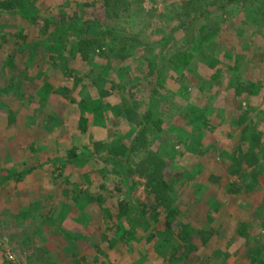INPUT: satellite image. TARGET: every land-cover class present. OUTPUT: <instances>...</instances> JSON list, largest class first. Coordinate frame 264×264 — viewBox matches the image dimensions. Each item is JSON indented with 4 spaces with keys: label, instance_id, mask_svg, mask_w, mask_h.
Listing matches in <instances>:
<instances>
[{
    "label": "rangeland",
    "instance_id": "rangeland-1",
    "mask_svg": "<svg viewBox=\"0 0 264 264\" xmlns=\"http://www.w3.org/2000/svg\"><path fill=\"white\" fill-rule=\"evenodd\" d=\"M130 1L131 4L127 5L122 0L124 10L113 15V19L117 23L122 21V28L128 32L143 27L147 22L151 24L149 34L141 35L142 40L152 46L151 59L165 50V45L173 41L175 44L169 55L173 63L168 65L164 61L168 66L160 67L166 78L164 86L169 92L158 99L160 103L157 100L149 104L141 100V93H137L139 97L136 111L143 112L148 108L157 114L152 124L154 130L158 131L153 147H159L170 162L173 178L170 181L174 186L173 200L176 206L175 221L172 224L183 222L194 226L191 237L198 247L197 252L188 258L166 263V259H159L153 249L143 243L144 237L140 238V235L137 241H132L127 246L117 243L111 250L106 248V252L98 250L94 246L95 243L99 244L100 238L94 232L103 224V214L97 203L84 199L74 200L68 191L56 194L48 180L47 168L26 175L22 180L11 179L10 175L15 170L27 167L29 162L16 150L10 149V143L17 140L31 143L35 136H41L47 139L46 152L55 156H60L68 146L69 141L65 142V138L61 137L65 133V126L61 121L57 120L61 126L59 133L46 129L49 116L56 115L54 100L58 102L59 99L50 93V97L48 95L45 99L42 98L44 103H40V98L38 101L34 96V87L38 85L34 79L39 80L44 76L46 84L52 90L61 80L71 82V77L65 76L63 70L75 63L80 64V61L78 56L68 55L62 45L64 40L68 41L69 27L66 24L55 39L51 40L48 34L38 38L35 27L29 29L19 23L27 31L22 39L8 34L16 33L19 26L15 20L2 16L0 264H200L201 258L198 260L197 256L203 257L205 254L212 255L210 264H248L245 254L240 252L244 242L243 233L249 231L257 237L264 236V146L260 154L262 170L259 175V191L249 195H232L224 189L228 150L241 138L240 129L245 124L261 129L264 144V0L231 2L226 7V15L221 11L209 14L208 18L214 20V24L204 19L194 21L192 41H189L187 32H182L177 27L181 17H175L169 12L170 5L178 6L179 0ZM30 2L31 0H24L26 4ZM88 2L97 0H36L41 12L52 14L58 11L70 14L73 9L82 13ZM103 14L104 11L101 15L105 17ZM190 18L191 16L184 19ZM110 20L108 19L109 22ZM119 31L122 32L123 29ZM141 47L137 46V49ZM9 55L14 63L12 68L2 62ZM129 56V61L137 59L133 63L141 64L136 52ZM38 58L42 61L41 65L37 63ZM107 60L110 65L118 62L116 58ZM129 61L126 58L122 65ZM25 62L34 64L26 75L16 67ZM134 64L129 65V69H133L135 73ZM82 66L78 72H90L94 76V82L87 86L82 80L72 87V94L76 93L78 97H95L98 85L110 84L113 78L122 76L114 70H103L101 61L93 63L90 60L87 66ZM137 76L130 77L136 79ZM236 82L247 87L240 94H236L232 88ZM117 92L114 91L107 99L117 102L121 97ZM128 99L127 103L131 101ZM60 104L65 113L78 112L73 103ZM8 110H12L16 117L13 128L9 129L4 127ZM201 111L203 118L196 119L195 116ZM244 111L247 112L245 122L237 126V118ZM179 113L182 115L178 117ZM205 120L207 125L204 124ZM108 123L112 125L115 120L110 116ZM118 127L121 132L117 136L125 139L131 127L123 123ZM36 128L43 131L34 132ZM71 142L80 148V152L91 147L90 138H73ZM93 165L89 163L68 167L71 171L77 168L79 177H82L84 173L92 172ZM111 168L112 166L104 165L99 175L88 174L93 182H99L97 178L104 176L106 189L101 193L104 198L101 207L111 205L115 209V202L125 196L126 192L131 199L141 200L146 196L143 178L133 176L124 186L117 182L119 176ZM209 173L218 179L208 178ZM162 212L159 214L160 220ZM103 226L106 227V224ZM82 255L84 258H80Z\"/></svg>",
    "mask_w": 264,
    "mask_h": 264
},
{
    "label": "trees",
    "instance_id": "trees-1",
    "mask_svg": "<svg viewBox=\"0 0 264 264\" xmlns=\"http://www.w3.org/2000/svg\"><path fill=\"white\" fill-rule=\"evenodd\" d=\"M125 1L127 5L131 4L130 0ZM234 1L237 0H179L178 6L170 5L169 12L173 13L175 17H181L177 27L182 32H187L189 41H192L191 33L194 21L204 19L208 23L214 24V20L208 18L209 14L214 11H221L226 15V7ZM121 2L122 0H97V2L85 3V10L82 13L73 9L70 14L63 11L52 14L46 11L41 12L36 0H31L27 4L24 3V0H0V17L8 16L15 20L19 26L16 33L9 32V35L12 37L16 35L17 38L24 39L25 36L23 35L27 31H24L26 27L19 24L22 23L29 29L35 27L38 38L48 34L51 40H54L56 35L61 32L60 29L66 24V27H69L68 41L64 40L62 45L68 55L78 56L80 61V64L75 63L72 67L68 68V66V69L63 70L65 76L71 77V82L61 80L60 84L50 90L43 76L39 80L34 79L38 85L34 87L36 91L34 88V90L32 89L38 101L40 98V103H44V97L48 95L50 97V93L59 99L58 102L54 100L56 115L49 116V124L46 129L54 131L53 133H59L61 126L58 121H61L65 126V133H62L61 137L65 138V142L69 141L70 146L68 144L60 156H55L46 152L47 139L44 137L35 136L34 140L31 139V143L27 140L14 141L10 143L12 145L10 149L16 150L21 157L28 159L29 165L15 170L10 176L13 180H22L26 175L34 174L35 171L49 169L48 180H50L56 194L68 191L74 200L84 199L99 205L103 214L101 220L103 224L94 232L100 238H98L99 244L95 243L94 248L103 249L106 252L107 249L111 250L116 247L115 244L117 243L127 246L132 241H137L139 237H144L143 243L148 244L159 259H166V263H171L174 259H185L197 252L198 247L196 243H193L191 237L194 226L183 222L172 224L175 221L176 206L173 200L174 186L173 182L170 181L173 179L171 178L170 162L167 156L160 152L159 147H153L158 131L154 130L152 124L157 114L148 108L143 112L136 111L138 107L136 101L139 97L137 93H141V100H145L149 104L156 102L163 94L169 92L164 86L166 78L163 76L160 67L166 65L164 61L168 62V65L173 63V59L169 55L173 51L170 49H173L175 44L173 41L165 45V50L158 52L156 58L151 59L152 46L146 44L141 36L142 34H149L148 29L151 24L147 22L143 27L130 32L122 28V21L117 23L113 19V15L124 10ZM103 11L105 17L101 15ZM190 16V20L184 19ZM108 19H111L110 22ZM119 29H123V31L120 32ZM137 46L142 47L137 49ZM168 50L170 52L166 54ZM133 52L138 54L140 65L134 64L138 61L137 59L129 61V55ZM111 58H116L118 62L110 65V61L107 59ZM126 58L129 61L128 65H122ZM37 60H39L37 63L41 65L42 61L39 58ZM90 60L93 63L101 61L103 62V67H101L103 70H114L115 73L122 76L119 78L116 76L110 84L98 85L95 90V97L90 95L78 97L76 93L72 94V87L78 85L82 80L87 86L94 82V76L90 72H78L82 64L87 66ZM2 62L3 65L14 67L11 55ZM133 64L135 73L132 71L133 69H129L131 68L129 65ZM31 66L34 64L29 65L25 62L16 67L26 75ZM132 75L138 76L133 79L130 77ZM232 88L236 94H240L242 89L247 87L236 82ZM114 91H118L117 95L121 97L113 103L107 98L112 96ZM126 97L131 101L127 103L128 98L126 99ZM159 101L158 103H160ZM60 103H73L78 112L65 113ZM191 112H195V110H191ZM181 115L182 113L177 114L178 117ZM246 115L247 112L244 111L238 116L237 126L245 122ZM110 116L115 120L112 125L108 123ZM195 118L201 120L203 112L201 111ZM4 119V127L13 128L12 125L15 123L16 117L12 110L7 111ZM206 122L205 120V125H207ZM120 123L128 124L131 127L125 139L117 136L118 132H121L118 131ZM40 130V128H36L34 132H40ZM27 134L28 132L25 133V135ZM240 136L239 141L228 150L224 189L232 195L241 193L249 195L260 189L261 159L264 158V156H260L264 146L263 131L245 124L240 129ZM73 138L83 140L90 138L91 147L80 152V148L71 142ZM84 147L86 146L84 145ZM89 163L94 164L91 167L92 172H89L94 176L95 173L97 175L102 173L104 165L112 166V172L119 176L117 182L124 186L127 185V180L133 176L143 178L146 196L141 200L131 199L126 192L125 196L118 198L115 202V209L111 205L101 207V203L104 201L101 193L106 189L104 176L100 175L97 178L99 182H93L88 176L89 173H84L82 177H79L77 168L71 171L68 167H77ZM213 176L212 173L208 174V178L218 179ZM84 181L87 182L86 185ZM131 183L133 184L134 181ZM160 210L163 211L161 220L159 219ZM105 224L106 227L103 226ZM243 238V248L240 252L245 254L248 264H264V242H262L264 236L257 237V235L245 231ZM130 249L128 248V250ZM197 257L198 260L201 258L200 264H210V260L213 258L211 254ZM80 258H84V256L82 255Z\"/></svg>",
    "mask_w": 264,
    "mask_h": 264
}]
</instances>
